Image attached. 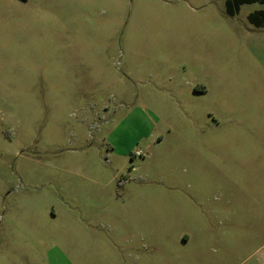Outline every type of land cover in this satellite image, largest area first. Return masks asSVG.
<instances>
[{"label": "rangeland", "instance_id": "374dc122", "mask_svg": "<svg viewBox=\"0 0 264 264\" xmlns=\"http://www.w3.org/2000/svg\"><path fill=\"white\" fill-rule=\"evenodd\" d=\"M226 1L0 0V264H256L264 6ZM168 78L206 95L164 104Z\"/></svg>", "mask_w": 264, "mask_h": 264}, {"label": "crops", "instance_id": "0c3cea01", "mask_svg": "<svg viewBox=\"0 0 264 264\" xmlns=\"http://www.w3.org/2000/svg\"><path fill=\"white\" fill-rule=\"evenodd\" d=\"M244 5H251V4H244ZM262 6H264V5H262ZM194 9L197 10L196 8H194ZM256 11H258V10H256ZM182 69H183V73H184L185 67H182ZM181 80H182V78H181ZM169 85L171 86V88L168 87ZM182 87H184L185 89H183ZM206 88L207 87L204 84H198V83H193V82H184L182 85V82L173 81L171 78H168L167 79V86L160 88V91H158V94L161 96L164 104H176V105H178L181 101H186V100H183V98H186L187 100L194 99L195 101H199L200 99H202L206 95V92H207ZM148 111L151 112L150 110H148ZM202 111L205 112V114H207L208 117H210V113L205 106L202 107ZM184 112L186 113L185 109L183 110V113ZM156 121H157V119H156ZM210 131H211V129L209 131H208V129L197 130L196 131L197 133H195L193 135L192 139L188 140V142H183V146L188 147L189 151L192 152L191 156H192V160L194 162H196L195 158H198V156L196 155V153L198 154V152L205 159V161H206L205 163L199 164L200 169H202V170L204 169V175L205 176L207 175L209 168L213 169V163H212L211 159L213 157L214 151L215 150L221 151L224 148V146L222 144H219L217 142H213L211 139L207 138V135H209ZM196 137H199V139H197ZM233 148H237V147H233ZM199 158L201 160V156H199ZM199 166L198 165L192 166L194 169L192 171L194 177L199 175V172H198L199 168L196 169ZM153 250H155V249H153ZM155 251L157 253H160V250L158 248H156ZM213 252L214 251L211 250V253H213ZM259 254H260V256L257 259L256 264H264V250L260 251ZM252 255L239 259L238 264H249L252 260V258H251ZM211 259H212V257H211ZM140 261H141V264H181V263H176L174 261L173 262L172 261L166 262V260L164 258L161 259L159 256H150V255H146L143 259H140ZM223 261H224V253L221 254L220 258H218L217 264H222ZM204 262H205V264H213L214 263V262H209L208 260L205 261V259H202L199 261L198 264H204Z\"/></svg>", "mask_w": 264, "mask_h": 264}, {"label": "trees", "instance_id": "16d2710c", "mask_svg": "<svg viewBox=\"0 0 264 264\" xmlns=\"http://www.w3.org/2000/svg\"><path fill=\"white\" fill-rule=\"evenodd\" d=\"M254 3L264 5V0H227L225 3L226 12L232 16L239 11L240 6ZM248 20L256 27H264V9L249 14Z\"/></svg>", "mask_w": 264, "mask_h": 264}, {"label": "built area", "instance_id": "2783aa9c", "mask_svg": "<svg viewBox=\"0 0 264 264\" xmlns=\"http://www.w3.org/2000/svg\"><path fill=\"white\" fill-rule=\"evenodd\" d=\"M134 156H137V157H140L141 155H140V153H135V155Z\"/></svg>", "mask_w": 264, "mask_h": 264}]
</instances>
